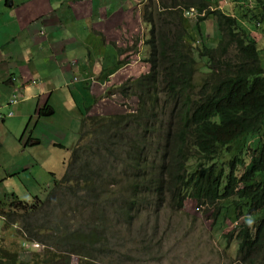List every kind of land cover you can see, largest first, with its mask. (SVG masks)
Wrapping results in <instances>:
<instances>
[{"label":"trees","instance_id":"16d2710c","mask_svg":"<svg viewBox=\"0 0 264 264\" xmlns=\"http://www.w3.org/2000/svg\"><path fill=\"white\" fill-rule=\"evenodd\" d=\"M162 2L171 10L166 11L168 15L180 21L176 8L210 7V0ZM257 2L264 6V0ZM208 13L215 20L219 46L198 48L199 57L180 40L169 41L171 28L167 32L153 29L147 42L150 70L125 80L114 95L116 102L132 97L136 105L130 108L124 103L127 112L110 116L82 113L80 140L53 191L67 201L77 200L81 193L96 209L99 201L111 203L113 217L105 222L128 217L129 206L142 203L140 197L145 194L156 202L168 195L171 207L179 211L185 202L195 201L215 211V231L225 229L218 219L224 224L225 219L237 222L223 237L224 249L236 253L237 264H264L261 50L237 18L221 10ZM147 21L153 24L152 19ZM27 130L28 126L23 138ZM251 140L256 143L249 144ZM114 170L119 171L122 190H116ZM12 199L8 204L0 199L5 229L19 223L26 238L45 248L22 262L19 253L0 240V264H71L72 254H81V249L82 264H95L98 256L109 252V247L99 248L96 257L90 250L99 242V224L80 226L74 232L63 230L62 223L58 228L50 226V240L35 219L36 204L15 195Z\"/></svg>","mask_w":264,"mask_h":264},{"label":"rangeland","instance_id":"374dc122","mask_svg":"<svg viewBox=\"0 0 264 264\" xmlns=\"http://www.w3.org/2000/svg\"><path fill=\"white\" fill-rule=\"evenodd\" d=\"M161 1L173 2V0H128L127 6H132L136 13L142 11L144 16L147 15L148 10H157L158 2ZM231 1L230 5L223 9L224 12L234 13L235 8H239L241 3L237 0ZM247 4L248 1H246ZM242 7H244L243 4ZM240 13L241 16H245L244 12ZM246 13L253 15L254 21L262 22L263 26H260L259 30L264 33V6L259 4L258 8L252 7L246 10ZM170 17L166 13L152 16L157 26L156 32H167ZM194 22L195 20H190V23ZM212 22L213 20H208L207 24H203V28L207 31L212 27ZM162 26L164 27L160 28ZM209 34L211 35V30ZM213 34H215V29ZM209 39L213 40L214 36ZM259 40L264 67V37H260ZM148 69L150 70V66ZM137 71L134 69L132 76L129 75L128 78L134 79ZM128 73L129 71H124L122 74ZM118 74L115 77L116 83L120 76V73ZM54 97L55 100L51 105L55 113L43 118L36 129L38 139L36 141L40 144L26 147L25 152H22L25 149L22 144L21 152L13 155L2 152L0 155V196L4 203L13 202L12 195L29 205L31 202L35 203L39 208V214L35 215V219L39 220L38 224L42 227V234L51 235L50 240L53 236L47 230L50 226L58 228L60 226L58 224L62 223L63 230L74 232L80 230V226L85 227L90 223L99 224L97 232L100 235L99 242L94 245L96 249L90 250L96 257L99 248L109 247V252L98 256L95 264H235L234 255L231 251H226V247L224 249L225 242L221 238L223 231L226 235L234 229L235 222L225 219L224 224L221 219H218V222L225 228L220 234L219 229L214 230L215 211L209 207L200 206L195 201H187L184 210L180 212L171 207L168 195L156 202L151 194H145L140 197L142 203L129 206L128 217H114L108 220L109 222L107 220L105 222L106 218L113 217L108 208L112 206L111 203L99 201V210L92 208L94 206L88 204L91 199L81 193L78 194L77 200L71 201H67V197L59 192L55 194L53 191L55 181L60 180L64 175V162H67L71 150L80 140L81 114L76 105L66 106L68 100L65 95L55 93ZM125 103L133 108L136 105V99L130 97V100H126ZM116 106L122 108V111L116 114H122L128 110L121 104ZM111 107L113 108L109 109L104 103L98 105V109L105 115L113 113L114 105ZM28 110L29 106L25 108V111ZM15 115L16 118L19 117L17 113ZM26 122L23 118L14 122L18 139L24 132ZM258 140H261L260 136ZM17 142L19 144V140ZM254 143L256 141H249V144ZM28 166L29 168L24 169ZM114 175L117 183L116 190H122L120 185H123V182L120 181L119 171L114 170ZM20 214V216L26 215L25 213ZM4 226L5 224L0 222V240L18 252L22 262L30 261L33 253H41L44 250L45 247L41 244V251L38 252L25 249L24 245L31 243V240L25 237L19 223L12 225L10 229H5ZM72 243L73 241H70L67 246ZM80 252L81 254H72L71 264H82L84 260L82 252L84 251L81 249Z\"/></svg>","mask_w":264,"mask_h":264},{"label":"crops","instance_id":"0c3cea01","mask_svg":"<svg viewBox=\"0 0 264 264\" xmlns=\"http://www.w3.org/2000/svg\"><path fill=\"white\" fill-rule=\"evenodd\" d=\"M127 4L128 0H0V155L21 152L22 144V152L40 144L36 129L55 113V93L65 95L66 106L76 105L80 114L105 115L98 109L100 103L109 109L114 105L113 114L117 113L114 90L134 69L136 76L148 69L142 63L149 35L140 12ZM13 95L17 103L10 106ZM20 118L26 119L24 132L27 126L28 130L18 139L14 122Z\"/></svg>","mask_w":264,"mask_h":264},{"label":"clouds","instance_id":"9594fccd","mask_svg":"<svg viewBox=\"0 0 264 264\" xmlns=\"http://www.w3.org/2000/svg\"><path fill=\"white\" fill-rule=\"evenodd\" d=\"M208 1L209 0H200V4L202 2H208ZM246 1H248L247 5H246ZM231 2H232L231 0H219V1L218 0H210V7L208 9L204 8L202 5H201V7L189 6V7H185V8H181V7L176 8L177 10L180 11V16H182V20L180 21V20L174 18V16L170 15L171 17L168 19V24H170L168 26V30L171 27V35L168 37L169 41L175 42L176 40H180L182 44L193 49L195 57H199V53L197 50L198 48L201 50H203L205 48L204 46H206V48H217L219 46V35L217 32L215 20H214L213 16L208 13V10L209 9H211V11L221 10L222 12H224L223 9L226 6L230 5L229 3H231ZM237 2L241 3V4H240L239 8H235L236 11H234V13L233 12H224V13L227 14V16H232L234 18H237L238 21L242 24V26L248 32H250L252 38H254L256 40L258 47H259V42H260L259 39H260V37L261 38L264 37V33L261 32V30H259L260 29L259 27L263 26L262 22L254 21L253 15H248V13H246L245 16H241V13H240V12H244L245 10H248L252 7H257L258 2H257V0H237ZM162 4H163L162 1L158 2L159 8L157 10L155 9L154 11H149V10L146 11V14L151 16V18L147 15L143 16L142 11L140 12L141 22L144 24V26L147 30V34L149 35L148 39H146L144 41L145 49L148 52L147 59L144 61V63L141 62L142 64L146 65L147 68H148V66H150V64L148 62V59L150 57V47L147 44V42L151 38V32L154 31L153 29L155 28V31H156V27H157L156 24L154 23V20L152 19V16L154 14L163 15V13H166V15H168V13L166 11H171V10H168L167 8H165ZM242 4L244 5V7H242ZM213 7L215 9H213ZM150 19L153 20V24H151L147 21ZM192 19L195 20L194 23H190V20H192ZM208 20L209 21L213 20V22L211 24L212 27L208 28V30L206 31L203 28V24H207ZM145 23H146V25H145ZM150 24L152 25L151 27H150ZM214 29H215V34H213ZM210 30H211V35L209 34ZM212 36H214V39L210 40L209 38ZM211 44H216V45L210 46ZM137 47H138L137 44H135V46H134L135 56L137 54L136 53ZM134 61H136V60H134ZM141 74H139L138 76H135V78H139ZM127 79H129V78H127ZM74 80L77 81L78 79L75 78ZM120 86L121 85H119L118 87H120ZM117 88L114 90V91H116V93H118ZM113 98H115V97L113 96ZM12 100H14V102H12ZM12 100L10 102V106L17 103L16 95L12 96ZM124 103H125V100H123V97H121L118 104H121L122 107H126L123 105ZM121 110H122V108H120L116 112H120ZM9 115L12 116V112ZM88 115L108 116V115H93V114H88ZM111 115H115V114L112 113ZM109 116H110V114H109ZM81 119H82V114H81L80 120ZM60 147L63 148L62 145H60ZM70 156H71V154H70ZM70 156H69V158H70ZM69 158H68V160H69ZM68 160H67V162H68ZM67 162H64L65 170H66V163ZM185 204H186V202H185ZM184 208H185V205H184ZM184 208L180 212H182L184 210ZM0 221L4 223V221L2 219H0ZM236 225H237V222H235L234 228L236 227ZM220 234H221V232H220ZM224 236L225 235H224V231H223L221 238L223 239ZM223 240H225V239H223ZM225 244H226V240H225ZM24 246H25V249H27V250H30V249L35 250L34 252L41 251V248H42L40 243L33 242V241H31V243H29L28 245H24ZM232 255H234V257L236 259V253L232 252ZM234 262H235V264H237L235 260H234Z\"/></svg>","mask_w":264,"mask_h":264},{"label":"water","instance_id":"95a60500","mask_svg":"<svg viewBox=\"0 0 264 264\" xmlns=\"http://www.w3.org/2000/svg\"><path fill=\"white\" fill-rule=\"evenodd\" d=\"M10 5H12V3H11ZM49 113H50V112H48V115H49Z\"/></svg>","mask_w":264,"mask_h":264},{"label":"built area","instance_id":"2783aa9c","mask_svg":"<svg viewBox=\"0 0 264 264\" xmlns=\"http://www.w3.org/2000/svg\"><path fill=\"white\" fill-rule=\"evenodd\" d=\"M12 102H14V100H12Z\"/></svg>","mask_w":264,"mask_h":264}]
</instances>
